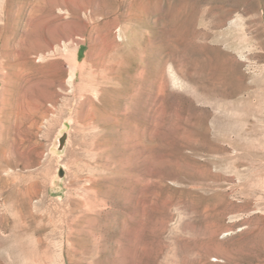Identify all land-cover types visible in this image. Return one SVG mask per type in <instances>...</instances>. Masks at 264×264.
Returning a JSON list of instances; mask_svg holds the SVG:
<instances>
[{"label":"rangeland","instance_id":"rangeland-1","mask_svg":"<svg viewBox=\"0 0 264 264\" xmlns=\"http://www.w3.org/2000/svg\"><path fill=\"white\" fill-rule=\"evenodd\" d=\"M0 264H264V0H0Z\"/></svg>","mask_w":264,"mask_h":264},{"label":"bare ground","instance_id":"bare-ground-1","mask_svg":"<svg viewBox=\"0 0 264 264\" xmlns=\"http://www.w3.org/2000/svg\"><path fill=\"white\" fill-rule=\"evenodd\" d=\"M223 18V17H222ZM77 55L76 54H73V55H71V57H70V62H72V66L70 67L71 68V70H70V77H69V79H68V83L72 86V83H73V80H74V77H75V72H76V62H75V60H76V57ZM212 62V61H211ZM207 64L206 65H204V68H207ZM77 68H78V66H77ZM212 69V68H211ZM221 70V69H220ZM225 71V70H224ZM224 71H223V73H224ZM170 76H171V80H173L172 81V83H174L175 85H178L179 84V82H178V78H177V76H176V72H174L173 70L171 71L170 70ZM219 73V72H218ZM221 73V72H220ZM212 76H214V75H212ZM219 77V76H218ZM196 78V77H195ZM209 78H211V77H209ZM213 79V78H212ZM194 80H197V78L196 79H194ZM205 80V79H204ZM227 82V81H226ZM229 83V82H228ZM173 84V85H174ZM198 85V84H197ZM240 85V84H239ZM233 87V86H232ZM246 88V87H245ZM247 89V88H246ZM243 90H245L244 88H243V86H240V87H236V89L233 91V92H229V93H227V92H225L224 91V95L225 96H229L230 94H233V93H237V92H240V91H243ZM228 91V90H227ZM244 111H245V114H249L250 113V110L248 109V108H245L244 109ZM228 127V126H227ZM225 128V127H224ZM240 131V130H239Z\"/></svg>","mask_w":264,"mask_h":264}]
</instances>
